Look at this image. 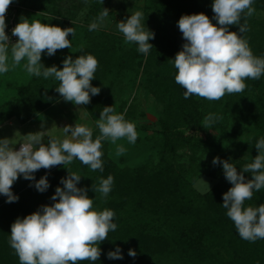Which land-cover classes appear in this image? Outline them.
<instances>
[{
	"label": "trees",
	"instance_id": "obj_1",
	"mask_svg": "<svg viewBox=\"0 0 264 264\" xmlns=\"http://www.w3.org/2000/svg\"><path fill=\"white\" fill-rule=\"evenodd\" d=\"M13 1L19 8L13 12L10 6L7 14L9 11L19 13L25 4L34 10L43 9L38 5L39 0ZM52 1L55 0H45L47 10L43 13L62 18L61 23L67 27L74 26L72 23L87 4V20L83 22L90 23L104 7L107 8L101 0H81L70 13L62 14ZM149 2L150 7L146 8L152 9L153 15H149L146 27L157 35L149 41L154 47L147 55L138 52L136 44L124 48L118 35L108 34L103 28L89 31V27H84V35L80 38L76 32L78 39L71 43L70 50H58L49 59L58 68L63 67L58 58L60 53L71 55L73 59L91 54L98 60L95 79L91 83L100 88V93L84 105L93 118H100L103 107L113 106L116 114L124 115L127 121L132 120L135 101L132 103L123 95L114 100L115 96L110 91L123 85L129 72L138 74L141 68L144 69L143 75L137 78L141 79L144 87L150 81L159 83L152 88L153 92H160L159 96L153 92L152 96L162 101L164 106L163 115L159 118L161 135L157 134L162 139L158 161L149 159L132 168L122 166L123 160L113 159L102 141L103 172L93 171L92 179H81L77 184L79 188L88 189V196L99 204L96 210H113V222L117 224L116 230L110 231L108 239L100 244L99 260L80 264H264V239L249 242L239 236L234 222L226 214L227 209L222 206L223 194L232 185L225 179L222 164L212 163L213 158L219 157L222 161L229 160L239 171L258 155L254 146L264 137V75L257 80H245L247 87L242 93L226 94L218 101L197 96L185 99L184 89L175 82L177 70L173 59L186 42L177 22L182 15L201 12L213 18V0ZM252 7L255 13L247 17L249 30L240 35L248 41L255 56L264 58V0H254ZM212 22L216 23L214 19ZM241 23H244L243 18ZM229 31L238 32L239 27L230 26ZM61 60L63 62L64 58ZM46 62L44 66L51 67ZM132 82H129V88L134 89L136 82ZM58 84L54 77L45 79L33 75L26 86L19 88L21 95L15 94L14 98L19 96L20 99L5 122L17 117L22 123H27L61 100L55 90ZM209 113L222 119L205 129L200 122ZM194 127H199L200 135L185 133L184 129ZM241 133L250 136L244 143L237 140ZM97 136L99 134H93V139ZM178 144L190 150L186 162L179 163L177 158H172L178 152ZM209 153L204 159L203 155ZM171 159H176L173 160L175 165L169 162ZM78 162L74 160L65 167L78 174ZM65 167L40 169L34 173L35 180L32 181L22 177L12 187L13 193L19 197L15 202L8 203L7 197L0 195V264H20L9 244L11 225L17 218H24L44 205L55 203L51 197L58 186L63 187L61 179L68 176ZM109 175L114 178L112 190L107 198H101L98 192L92 191V185L98 186L100 179ZM244 175L251 179L250 173ZM44 176H47L50 186L41 193L35 188V182ZM205 177L212 184L201 191L196 183ZM261 204H264V188L254 191L252 198L244 202V207L255 208ZM117 247L121 249L123 258L109 259L107 254ZM130 249L135 250V257L128 254Z\"/></svg>",
	"mask_w": 264,
	"mask_h": 264
},
{
	"label": "clouds",
	"instance_id": "obj_2",
	"mask_svg": "<svg viewBox=\"0 0 264 264\" xmlns=\"http://www.w3.org/2000/svg\"><path fill=\"white\" fill-rule=\"evenodd\" d=\"M253 2L213 0V18L202 12L180 17L178 28L186 42L173 60L177 70L175 82L184 89L185 99L197 96L218 101L226 94L242 93L247 87L245 80H257L264 75V58L255 56L248 41L240 35L249 30L247 17L255 13ZM12 3L13 0H0V74L26 61L24 68L30 75L45 79L54 77L59 82L55 90L65 102L77 107L89 104L92 96L100 93V88L91 83L99 64L93 55H79L75 59L69 55L64 58L62 68L55 65L45 67L41 63L45 52L51 57L58 50L71 49L68 37L69 34L72 37L76 35L75 29L38 20L29 22L21 17L12 29V36L17 40L11 43L6 32V14ZM109 11L104 7L89 25V31L97 30L109 16ZM142 19L143 13L136 11L119 21L117 28L126 44L138 45V52L147 55L154 47L149 41L155 38V33L145 28ZM233 25L239 27L238 32L229 31ZM219 119L222 117L209 113L201 126L209 129ZM96 125L100 135L95 139L93 131L81 124L64 126L65 138L47 136V143H44V131L28 133L18 150L11 139L0 138V195L7 197L8 203L15 202L19 197L13 193L12 187L20 176L32 181L38 170H50L60 165L65 167L74 160H79L92 171L103 172L102 141L116 145L115 154L119 157L126 149L117 141L126 139L128 143L135 144L138 138L135 124L127 121L124 115L116 114L113 106L103 107ZM254 147L258 155L239 171L229 160L215 157L212 161L213 165L222 164L225 179L232 185L223 194L222 206L227 209L226 214L234 222L239 236L249 242L264 239V204L255 208L244 207V202L252 198L254 191L264 188V137ZM67 171L68 176L61 179L63 187L58 186L51 197L55 203L44 205L12 223L9 244L20 264L96 262L101 255L100 244L108 239L110 231L116 230L117 224L113 222L115 212L96 210L93 198L87 194L88 189L77 187L82 176ZM244 173H250L251 179H246ZM113 183L114 178L109 175L100 179L98 186L92 185V191L98 192L101 198H107ZM49 186L47 176L35 182V188L41 193ZM128 254L136 256L132 249ZM107 255L109 259L123 258L119 247Z\"/></svg>",
	"mask_w": 264,
	"mask_h": 264
},
{
	"label": "rangeland",
	"instance_id": "obj_3",
	"mask_svg": "<svg viewBox=\"0 0 264 264\" xmlns=\"http://www.w3.org/2000/svg\"><path fill=\"white\" fill-rule=\"evenodd\" d=\"M52 2L53 4L57 5V8L61 9L62 14H67L70 13L71 9L78 5L81 0H55ZM103 2L106 3L107 8L110 11L109 16L99 26V29L103 28L106 32H108V34L118 35V37L121 39L120 43L126 49L135 46L134 43H125L124 36L118 30L117 24L119 21L125 20L128 16L134 14L136 11H140L143 13L142 24H144L145 28L147 29L146 24H148L147 20L149 19V15H153L152 9L146 8L150 7L149 0H103ZM14 4L15 3L13 1L12 5H10V8H13V12H15V8H19ZM25 5L20 7L19 13H11L9 11V13L6 15V32L10 38L11 43H15L17 40L16 37L12 36V29L16 26L17 23L20 22L21 17L27 18L29 22L38 20L41 23L53 24L60 26L61 28H67L66 25L61 23L63 21L62 18L50 17V13H47V15L44 14L45 12L43 13V10H47L45 0L38 1V5H41V7L43 8L42 10L38 8L34 10ZM87 11L88 4L86 7L80 10L78 17L75 19L76 21L72 23L74 24V26L72 27L75 29V32H78V38L84 35V27H89L87 26L89 22H83L87 18H85V13ZM258 15L260 16L262 15V13H259ZM93 21L94 19L88 25H90ZM154 33L155 35H157L156 32ZM78 38H76L75 36L72 37L71 34H69L68 37V39L71 40V43L77 41ZM64 56L67 57L66 54H58V58L60 57L59 60L61 65H63L61 58H65ZM47 57V53H43L41 63L44 64V62L47 61V65L49 63L51 64V66L55 65L54 62H50L49 59L51 57ZM25 63L26 61H21L20 65L16 66L15 68L10 67V70L7 73L0 74V138L11 139V142L17 149L20 146V143L25 141V135H27L28 133L44 131V143H47L49 139L47 136H54L61 140L64 139L65 134L63 133L62 128L66 125L74 126L75 124L85 125L93 131V134L100 135L99 129L96 125V120L98 119L91 117L84 106L77 107L71 102H65L63 99L47 108L45 111L41 112L39 115H37L27 123H22L19 118L17 119V117L9 118L5 122V118L7 117V115L12 114L15 108V104H17L20 99L19 96L21 95V92L19 88L26 86L33 76L27 73V71L25 70ZM9 64L11 65L10 47ZM143 71L144 69L141 68L139 69L138 74L129 72L126 76L128 80H126L127 78L125 77L123 85L118 88L115 87V89L110 91L112 96H115L114 100L123 95L129 97L130 102L133 103L135 101L134 116L130 121L135 124L136 131L138 132V138L135 144L128 143L126 139L117 141V144L123 145V147L126 149L123 155L117 157L115 154L116 145L112 144L110 141H104L109 155L115 160L122 159V166L131 168L145 163L149 159L158 161V158L160 157L159 147L160 144H162V139L158 136L161 135L159 118L163 115L164 106L162 104V101L155 100L152 96L153 93H156V91H152V88L154 87V85L159 83H157L156 81H150L148 82L147 87L142 86V84L144 83L141 81V79H139V77H142ZM137 76L139 77L137 78ZM133 80H135L136 82L134 89L133 87L129 88V82L133 83ZM15 94H18L19 96L14 98ZM159 94L160 92H158L157 95L159 96ZM202 122L203 120L200 123ZM42 124L43 128L41 127ZM198 128L199 127H194V129L191 128L184 130L186 134L197 136V134L200 135L202 132ZM249 137L250 136L247 133H241V135L238 136L237 140L244 143ZM178 146V152L176 153V155L172 156V158H177V162L179 163L186 162L190 150L186 146L181 147L182 145L180 146V144H178ZM209 155L210 153L207 155H203L204 159L208 158ZM173 160L175 161L176 159H171L169 160V162L172 161V164L175 165ZM78 163V174L82 176L81 179H92L93 171L82 163ZM22 177L23 176H20L16 182H18ZM211 184V180L205 177L200 179L196 183V186L199 190L203 191L206 188L210 187ZM98 206L99 204L97 202L93 203V207L95 209Z\"/></svg>",
	"mask_w": 264,
	"mask_h": 264
},
{
	"label": "built area",
	"instance_id": "obj_4",
	"mask_svg": "<svg viewBox=\"0 0 264 264\" xmlns=\"http://www.w3.org/2000/svg\"><path fill=\"white\" fill-rule=\"evenodd\" d=\"M20 147V146H19ZM19 147L17 148V150L19 149Z\"/></svg>",
	"mask_w": 264,
	"mask_h": 264
}]
</instances>
